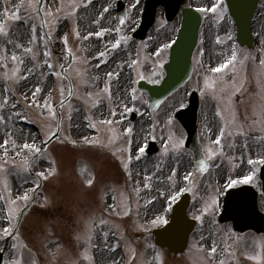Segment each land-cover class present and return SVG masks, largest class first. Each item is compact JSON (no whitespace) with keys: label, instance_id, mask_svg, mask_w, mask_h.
Listing matches in <instances>:
<instances>
[{"label":"rangeland","instance_id":"obj_1","mask_svg":"<svg viewBox=\"0 0 264 264\" xmlns=\"http://www.w3.org/2000/svg\"><path fill=\"white\" fill-rule=\"evenodd\" d=\"M102 1L75 0L77 8L73 10L74 0H64L63 9L57 13L60 0H47V9L56 13L54 19L44 13H30L28 0H0V24L6 23L7 31V36L0 35V166L5 169L0 179V237L5 235L4 228L14 223L5 218L8 209L20 211L26 203L22 196L28 193L33 197L39 185L38 173H44L40 175V189L37 187L34 193L35 210L40 207L43 212L28 211L12 241L5 239L10 243L6 264H14L21 256L22 264H120L118 242L127 248L123 264H129L133 251L136 259L132 264H264L262 236L248 233L229 247L228 242L233 241L230 232L217 226L216 214L210 217L216 195L224 193L232 180L244 181L251 176V183H261L264 0L253 20L252 48L232 44L236 25L228 15L220 9L215 13L204 11L195 75L157 108L149 106V95L138 88L137 82L149 76L152 81L158 80L164 75L163 66L181 25V14L170 22L165 18L164 7H159L153 27L140 40L133 32L140 24L144 0H124L128 11L124 28L119 25L117 0H105L107 5L102 12H109L111 20L104 22L101 14L86 30L78 20L79 10L83 6L102 7ZM219 1L187 0L186 5L205 9L217 6ZM136 6L140 7L138 15L134 14ZM15 14L20 15L19 21L10 19ZM98 32L103 35H95ZM87 40L97 48L93 57L87 53ZM117 41L119 46L114 48ZM25 48H32L33 52L25 53ZM118 53L123 60L117 68L100 73L98 68L113 61ZM233 53L237 57L234 65L221 73L212 71ZM13 54L23 60L22 65L11 60ZM45 60L53 69L47 67ZM5 64L7 68L3 67ZM61 64L70 79L61 73ZM17 67L20 71L16 79H6L5 74L11 76ZM28 69H32L31 73ZM120 72H125L128 80L123 94L116 92ZM108 73L113 75L109 77ZM21 76L30 78L28 85ZM206 82L211 87H206ZM105 87L110 88V97L103 91ZM190 87L203 95L199 128L204 151L208 155L211 148L217 153L207 172L198 175L193 153L185 145L174 150L175 143L185 140L174 112L187 104ZM46 102L54 107L55 119L44 107ZM99 105L106 111L105 117L102 110H96ZM134 110L137 119L132 122ZM75 118L88 128L82 137L76 136ZM129 128L130 134L126 131ZM247 129L263 133L249 136ZM26 130L33 131L32 138H23ZM221 131L222 153L220 146L214 144ZM53 133L57 134L52 136ZM150 140L157 141L158 152L146 153ZM24 144L43 149L34 154L24 149ZM140 147L145 148L143 154L138 152ZM250 159L257 163L249 164ZM137 162H147L155 170L149 171L146 166L142 173L140 163L134 164ZM188 173L193 175L185 180ZM185 191L196 196L190 212L200 218L191 235L192 243L176 256L164 248H155L147 227L165 223L172 202ZM5 243L0 239V248ZM212 247L217 249L214 256L223 260L208 255Z\"/></svg>","mask_w":264,"mask_h":264},{"label":"water","instance_id":"obj_2","mask_svg":"<svg viewBox=\"0 0 264 264\" xmlns=\"http://www.w3.org/2000/svg\"><path fill=\"white\" fill-rule=\"evenodd\" d=\"M227 1L233 17L237 21L241 43H247L251 46L253 42L250 31L251 20L255 14L259 0ZM183 2L184 0H148L142 26L135 32V35L138 37L145 36L147 29L154 22L156 8L159 4H165L166 15L168 19L172 20ZM119 11L121 25L123 26L126 12L122 1H119ZM201 21L202 13L200 10L190 7L184 8L183 22L178 38L171 48L170 61L165 65L167 71L166 77L161 84L152 85L145 81L140 82V87L150 92L151 106L157 107L165 97L183 85L190 77L193 68L192 54L197 45ZM199 105L198 94L196 91H193L189 106L178 110L175 116L186 128L188 134L186 145L194 151L198 166L205 170L206 167H201V161L206 162V164H208V161L199 142L197 127ZM157 149L156 143L154 141L150 142L148 151L152 152ZM261 176L264 180V166ZM228 193L226 208L221 219L232 220L235 229L242 232L248 229H253L259 233L264 232V213L258 207L257 191L252 186L245 185L233 188ZM188 203L189 199L183 198L174 206L171 221L166 226L154 230L156 243L161 246H168L175 253L185 250L189 234L196 223L194 219L189 218L187 215ZM0 264H2L1 254Z\"/></svg>","mask_w":264,"mask_h":264},{"label":"snow or ice","instance_id":"obj_3","mask_svg":"<svg viewBox=\"0 0 264 264\" xmlns=\"http://www.w3.org/2000/svg\"><path fill=\"white\" fill-rule=\"evenodd\" d=\"M88 3H91V0H88ZM47 5V0H28V4H27V10L30 12V13H34L36 15H39L40 13H44V15L47 17V16H52L54 19L56 17V13L52 12V11H49L46 7ZM73 10H75L77 8V5L75 3V0L73 2V4L71 5ZM64 7V0H60V8H58L56 10V12L58 13L61 9H63ZM19 8V6H18ZM217 10L216 6H213V7H210V8H205V9H200V11H211L213 13H215ZM11 20L13 21H19L21 19L20 15L19 14H15L13 16L10 17ZM33 31H35V29H33ZM0 35H4V36H7V31H6V23L4 24H0ZM95 35L97 36H102L103 35V32H98V33H95ZM9 43H11V41H8ZM64 43L67 44V38L64 39ZM119 46V41H117L115 44H113V47L116 48ZM167 47V46H166ZM24 52L25 53H32L33 52V49L32 48H25L24 49ZM68 52L69 54H71V49H68ZM45 55H49L47 52H45ZM101 55H103V53H101ZM35 57L33 56V59ZM237 57H236V54L233 53L231 58L227 59L223 64L219 65L218 67L216 68H213L212 71L215 72V73H221L223 72L224 70L228 69L230 66L234 65V62L236 61ZM11 60L17 64V65H22L23 64V60L18 57L17 55L13 54L11 56ZM45 64L47 65V67L51 70L53 69V65L51 63H49L47 60H45ZM3 67L7 68V65H3ZM60 68H64V65L61 64L60 65ZM20 71V69L17 67L15 69H13L12 71V75L11 76H8L7 74H5V78L8 79V80H14L16 79L17 77V73ZM32 69H28V72L31 73ZM76 73L77 76H81L82 77V73L79 72L78 69H74L72 70ZM109 77H111L113 75V73H108ZM27 77H24V76H21L20 79H26ZM206 87H211L210 84H208L206 82ZM238 90V89H237ZM37 91H39V89H37ZM104 92H107L109 93V97H110V88L109 87H105V89L103 90ZM221 91H223V89H221ZM71 94V93H70ZM5 103H7V100H5ZM63 104V101H61V105ZM44 107L47 109V112L49 113V115L55 119L57 113L54 109V107L49 104V103H45L44 104ZM3 117H0V120H2ZM69 119H71V117L69 116ZM105 123H108V124H111L112 122L111 121H106ZM94 126V125H93ZM242 127V126H241ZM129 134L131 133V129H127L126 130ZM238 135H242L243 133L242 132H238L237 133ZM53 135H55V133H53ZM224 138V132L221 131L220 133V137L218 139H216L214 141V144L217 145V146H220V152L222 153L223 152V145L221 144V140ZM170 141H171V137L169 138ZM7 142H5V145H6ZM184 147V142L182 140L178 141L177 143H175L174 145V150H179V149H182ZM23 148L24 149H27L28 151L34 153V154H39L42 149L39 148V147H36L34 144L32 145H29V144H24L23 145ZM168 151V147L166 146L165 147V152ZM138 152L143 154L145 152V148L144 147H140L138 149ZM208 152V160H212L216 155L217 153L214 152L211 148H209L207 150ZM7 153H5L6 155ZM17 155H19V153H17ZM137 159H139V156L137 157ZM129 162H131V156H129ZM249 164H255L257 163L256 161H253V160H249L248 161ZM259 163H262L264 164V160H260ZM125 167H127V165H125ZM201 167L204 168V167H207V164L206 162L204 161H201ZM5 174V169L3 166H0V179L3 178ZM39 175L41 176H44V173H40ZM192 173H188L184 179L185 180H190V178L192 177ZM46 178V177H45ZM252 179L251 176H248V177H245L244 178V183H248L250 180ZM92 181L89 180L88 181V184L91 185ZM236 183H238V181L236 180H232L231 181V184L232 185H235ZM5 185H6V180H5ZM37 187H39V185H37ZM31 199V197L29 196L28 193H24V195L22 196V200L27 202ZM173 199H175V197H173ZM13 205L16 204V201L13 200L11 202ZM208 209H205V211H207ZM18 212H19V209H13V208H9L7 213H6V218H9L10 220H14L16 219L17 215H18ZM200 217H197V219H199ZM166 223V221H164ZM14 228V225H11L9 224V226L5 227L4 228V233L6 236H11L12 235V231L11 229ZM5 237H0V239H3ZM88 240L91 239V236H88L87 237ZM16 245L13 244V248H15ZM217 252V249L216 247H212L211 250H210V253L209 255L211 256H214L215 253ZM229 255H231V253L229 252ZM250 259H254L255 257H249ZM136 259V255H135V252L133 251V254H132V257L131 259L129 260V264H132V260H135ZM22 260H23V257L21 256L19 259H17L16 261H14V264H22ZM221 264H223V262H221Z\"/></svg>","mask_w":264,"mask_h":264},{"label":"bare ground","instance_id":"obj_4","mask_svg":"<svg viewBox=\"0 0 264 264\" xmlns=\"http://www.w3.org/2000/svg\"><path fill=\"white\" fill-rule=\"evenodd\" d=\"M107 5V1L103 0L102 1V7H100V5H94L91 8H89L88 6H83L80 10H79V14H78V20L79 22L84 26V28L86 30H90L91 29V23L92 21L96 18L99 17L101 14L104 15V22H108L111 20V15L110 13H103L102 11L105 9ZM100 7V8H99ZM140 10L139 6L135 7V11L134 14L138 15ZM62 28V27H61ZM95 43L93 41H86V47H87V53L93 57L95 51L97 50V48H95ZM123 60V56L120 55V53H118L117 57L109 62V63H105L103 66L101 65L98 68V71L100 73H105L108 71H114L117 68V64ZM30 81V78L25 79V83L26 85H28ZM127 77H126V73L125 72H120V77L118 82L116 83V85L118 86V90L116 91L117 93L123 94L126 90V85H127ZM96 110L101 111L102 116L105 117L107 115L106 111L104 109H102V107L99 105ZM75 130H76V136L78 137H82L86 134L88 128L82 123V121H80L78 118H75ZM17 135H20V132L16 131ZM33 135V131L31 130H26L25 133L23 134V138H32ZM140 163V168L142 170V173L145 171V167L147 166V168L149 169V171L155 170V168H153L149 163L147 162H137L134 163L135 165H138ZM158 177L160 176L159 173H157ZM159 186H162V182H158Z\"/></svg>","mask_w":264,"mask_h":264},{"label":"flooded vegetation","instance_id":"obj_5","mask_svg":"<svg viewBox=\"0 0 264 264\" xmlns=\"http://www.w3.org/2000/svg\"><path fill=\"white\" fill-rule=\"evenodd\" d=\"M220 207H221V205H220ZM220 210H221V208H220ZM219 210V211H220ZM218 225H220V226H222V225H224V227H226V228H231L232 230H233V227H232V224L231 223H226V224H218ZM234 233L237 235V232H235L234 231ZM239 235V234H238ZM241 235V234H240Z\"/></svg>","mask_w":264,"mask_h":264}]
</instances>
